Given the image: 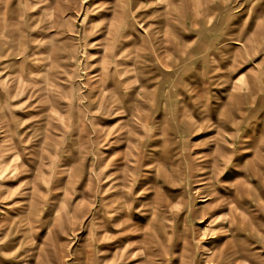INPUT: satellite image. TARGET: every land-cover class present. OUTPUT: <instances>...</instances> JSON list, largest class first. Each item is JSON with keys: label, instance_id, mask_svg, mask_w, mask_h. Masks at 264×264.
<instances>
[{"label": "rangeland", "instance_id": "374dc122", "mask_svg": "<svg viewBox=\"0 0 264 264\" xmlns=\"http://www.w3.org/2000/svg\"><path fill=\"white\" fill-rule=\"evenodd\" d=\"M94 1L97 0H87L84 4ZM49 4V0H0V38L5 40L4 45H0V55H5L9 45L15 43L7 26L11 20L23 21L18 23L17 41L21 42L20 47H33L28 52L36 57L44 54L39 42L45 43L47 37L55 39L53 50L56 51L57 45L66 49L54 51L49 57L53 58L52 70L68 78L65 82L56 79L55 83L60 89L67 85L72 95H82L86 104L93 100L94 89L89 90L93 84L92 72L106 64L113 65L112 60H105L107 51L103 46L117 40L114 36L119 35V31L129 35L123 24L113 33L102 34L110 25L112 15L120 13L112 12L113 8L133 7L134 12L124 14L139 15L140 25L136 24V33L131 29L132 35L124 47L137 39V44L128 49H140V55L145 56L147 49H141L140 45V36H144V40L148 38L147 46H156L159 57L150 64L142 61L139 64V88L134 97L135 106L131 107L140 112L141 118H133L130 110L124 109L130 107L125 98V103L120 105L121 114L126 116L128 131L133 129L125 132L128 138L115 136L111 154L107 151L109 145L104 142L105 130L117 119L105 114L102 106L92 102L91 111L82 108L81 124L76 119V111L64 107L63 101L67 98L62 95L60 102L53 100L52 93L58 95L59 91H49L45 102L37 96L27 97L34 88L30 87L28 69L17 66L20 59L15 58L16 54L12 62L17 67L7 66L0 72V97L3 98L0 264L15 260L19 261L17 264H109L110 239L104 234L108 233L107 209L100 198L106 197L108 191L110 159L125 161L128 176L124 180L119 176L117 184L121 191L129 193L128 200L134 208L132 214L143 216L133 218L132 215L129 219L133 225L123 233L122 237L126 236L120 243L123 255L116 264H237L228 255L237 244L249 249L244 258L237 253L238 263L264 264V174L260 177L264 173V0H128L121 7L108 0H98L97 12H67L64 17L70 22L69 26L66 24L63 33L55 36L43 21L36 27L29 21L43 15ZM119 24L116 20L115 26ZM150 29L156 32L148 36L146 32ZM7 58L0 57V60ZM115 68L120 80H124L126 74ZM18 71H22L23 85L14 88L18 90L13 99L3 97L11 77L20 75ZM36 73L40 85L38 74L42 73L39 70ZM56 77L57 74H52V78ZM71 87L79 89L72 91ZM46 108H54L60 119L49 118L44 113ZM187 124L191 126L185 127ZM21 128L25 131L22 137L27 141L19 142L14 148ZM70 132L74 134L72 137ZM61 134L64 136L56 144L54 138ZM151 137L157 143L153 151H147L145 146ZM216 140L220 148H214ZM244 141L248 143L246 149H242L246 145ZM33 147L35 153H28ZM17 149L21 155L15 157ZM55 150L57 158L51 161L49 155ZM11 151V164H17L14 169L7 159ZM221 152L225 155L220 156ZM246 153L250 155L248 158L244 157ZM137 156L138 161L131 163ZM210 158H214L213 163ZM159 162L168 169L171 164L177 169L172 176L174 181H162L148 172L155 178L149 175L148 182L142 184L139 176L147 170L143 167L149 163L156 168L152 165ZM192 162L205 167L197 170L199 176H211L205 184L199 185L189 176ZM253 164L257 166L256 171ZM68 177L79 178L80 184L70 183ZM243 177L249 179V192L238 188ZM151 185H154L153 191ZM31 189H35L38 197L34 207L26 208L24 203ZM205 193L212 194L202 202L198 196ZM247 200L250 202V237L232 236L221 227L227 225L231 214L238 212ZM208 205L219 212L210 226L199 216L207 212ZM231 207L237 209L232 211ZM160 208L172 212L170 219L161 212L151 216L153 210ZM156 220L162 221L164 227L158 228ZM114 244H117L116 239Z\"/></svg>", "mask_w": 264, "mask_h": 264}, {"label": "bare ground", "instance_id": "6f19581e", "mask_svg": "<svg viewBox=\"0 0 264 264\" xmlns=\"http://www.w3.org/2000/svg\"><path fill=\"white\" fill-rule=\"evenodd\" d=\"M42 1H44V0H42ZM86 1L87 0H49V2H50L49 8L47 9V7H46L45 8V12H43V15H41L38 18H36L35 20L32 19V18H30V20H29L30 21V24H31L32 27H36L38 25V22L43 21L45 23V26L47 28H52L53 33H54L53 36H55V34L58 33V32L59 33H63V31H64V28L63 27L66 24H68V26H69V23H70L64 17L67 12L69 13V12H81V11L82 12H91V11L97 12L98 11L99 4L98 5L96 4L98 0L97 1H94L96 3L90 2V3H88V4L85 5L84 3ZM127 1L128 0H108V2H110L112 4H115V5H118L119 4V7H121ZM39 3H40V1H39ZM93 3H94V5H93L94 7L90 5V4H93ZM41 4H43V3H41ZM139 6H140V4L137 5V7H139ZM220 7H222V4H221ZM89 10H91V11H89ZM134 11H135V8H133V7H130L127 10H123V9H120V8H113L112 9V12H120V13L112 15L110 25L107 26V27H105L104 32L102 34L113 33L114 31L118 30L122 26V24H123V27L127 30V32H129V35H132L131 34V29H132L133 33H136V30H137L136 24H139V19H138V16L139 15L138 14L137 15H133V16L131 15V17H130L128 14H124V12H134ZM84 18L85 17H82V20L83 21H84ZM116 20H119L120 21L119 27L118 26H115V21ZM132 21H133V23H132ZM18 23H23V21H19V20H15L14 21V20H11V21H8V23H7L10 37L15 40V43H14L13 46L9 45V49L7 50V53L5 55H3V56L0 55V57H5V56L6 57L7 56L9 57V58H7L8 62H6L7 60H5V59L4 60H0V72L1 71L3 72L4 70H6L7 69L6 68L7 66L9 68L11 66H13L14 68L17 67V66L18 67L25 66V68L28 69V72L30 73L29 74V79H28V80H31V83H32V85L30 87L34 88L33 90L29 91L28 94H27V92H28L27 88L29 87L30 84L28 85L27 88H25L27 90V92H25L27 94V97L29 98L30 96H37V97H39V99H40L41 102L42 101L45 102V100L48 99L47 97L49 96L48 95V93H50L49 91H51V90L53 91V89H54V91L57 90L60 93L58 95H54V92H53L52 93L53 100L60 102V100L62 98V95L65 98H67V101L66 100L63 101V103H64L63 105H65L64 107L67 108V109L68 108L74 109L76 111L77 115H78V118L76 117V119L81 124H82V121H83V115L80 114V111L82 110V108H84V110L86 109V111H89V110L91 111L92 102H95L99 106H102V111L105 114L111 115L112 117H115L117 119V121H115V122L113 121L114 123L111 121L113 123L112 126H109L108 130H105L104 142L106 143V145L107 144L109 145L107 151H109V153L111 154V151L113 150V140H114L115 136H117L119 139L125 138L128 135V134L126 135V133H130V130L133 129V128H130L129 131H128V128H126L127 127V124L125 123L126 122L125 121V117L126 116L121 114L122 111L120 110V108H121L120 105H121V103H125V98L127 99V105L129 104L130 107L129 108L127 107V108H124V109L130 110L131 116L133 118H136V119L137 118L138 119L141 118L140 112L136 111V108L132 109V107L135 106V103H133L135 101V98L134 97H136L135 95H137L138 88H139V84H137V82L139 80V78H138L139 77L138 76V72H139V67H140L139 64L141 63V61L143 63L144 62H147V63L150 64V63L153 62V59H157L158 60V57H159L158 54L159 53H158V50L155 48L156 46L155 47L152 46V45L151 46L150 45L147 46V41L146 40L148 38L146 40H144V36H140L141 49H143V50H146L147 49V53H146L145 56L140 55V49L139 50L134 49V48L128 49L129 47L135 46L137 44V39H133L130 42V44L128 45V47H124V46H127V44H128L129 35H126L125 33L119 31V33H118L119 35L114 36V37H116L117 40H113L112 42H108L107 45L103 46L104 51H107V55L105 56V60H112L113 61V65L111 66V65L106 64L105 66H101L99 68V70H96V72L95 71H94V73L92 72V74L90 75V77L93 78L92 79V83L93 84L90 85L89 90L90 89L91 90L94 89V90H92L94 92L92 94L93 100H91V101L88 100V102L86 104L85 101H84V97L82 95H79V94L72 95V94L69 93V90L66 87L67 85L66 86H62V89H60V86H58L55 83L56 79H60L61 82H65L66 80H68V78L65 75L63 76L62 73H58L57 70H52L53 58H49V57L51 55H53V53L55 51V50H53V48H54L53 45H54V40L55 39H51V38L47 37L45 43L44 42H39L38 45L41 46L42 51L44 52V54L43 55L41 54L40 57H36V55H33V53H29L28 52V49L30 50L33 47L30 48V47H27L26 45H24L22 47L19 46V44H21V42H18L17 41L18 38H19ZM65 29L68 32H71V31H69V28H66L65 27ZM72 31H73V28H72ZM143 31H144V29L142 30V32ZM155 32H156L155 30H153V29L151 30L150 29L146 33L148 34V36H151V34L154 35ZM58 39H59L58 42L61 44V41H60L61 37L58 38ZM4 41L5 40L3 38H0V45L3 44ZM173 43L174 44L176 43L175 40H173ZM176 44L178 45V43H176ZM143 45L145 47L142 48ZM7 48H8V46L6 47V49ZM59 49L62 51L64 49H66V48L61 47V45H57V48H56L55 53H57ZM15 54H16V57L15 58H19L20 59L19 64L17 66H14V63L12 62V57ZM127 54H129L128 57H127ZM236 54H238V53H236ZM194 55H196V54H194ZM20 56L22 57L23 61L20 58ZM72 57H73V53H72ZM142 57H144V58H142ZM56 59L59 60L58 57H56ZM125 59H127V60H125ZM233 59H235V58L233 57ZM183 61H185V59H183L182 62ZM16 62L18 63V61H16ZM108 62L110 63L111 61H108ZM121 63H123V67L121 66ZM231 63H233V62H231ZM115 66L119 70L123 71V73L126 74V77L124 78V80H120V77L118 75L119 74V71L115 68ZM232 67H233V65H232ZM234 67H235V65H234ZM47 68H49V69H47ZM150 69L152 70L153 67H151ZM227 69H229V68H227ZM232 69H231V71H232ZM15 70H13V71H15ZM37 70H39V72L42 73L41 75L38 74V76H39L38 78L42 81V83L40 85L37 84V80H36V78H37L36 77L37 76L36 75L37 74L36 73ZM161 71H163V70H161ZM34 73H36V74H34ZM18 74H20V75H17V74L14 75V79L10 76L11 79L9 81V85H8L7 89L3 93V97H10L11 99H13V97L17 93L16 91L18 90V88L16 90L14 88L19 87L20 86L19 84L23 85L24 82H23V77H22V71L21 72L18 71ZM52 74L53 75H56L57 74V77L56 78H52ZM132 74H133V78H132L133 80L130 79L131 76H132ZM47 77H49V78H47ZM49 79H50V83L48 82ZM69 84H70V82H69ZM21 88H23V87H21ZM78 89H79L78 87L76 89H74V87H71V90L72 91H78ZM146 93L148 95H150L149 92H146ZM1 97H0V111H1V108L3 106V104H2L3 98H1ZM41 104H43V103H41ZM1 113H2V111H1ZM44 113H46V115H48L49 118L54 119L56 121H58L60 119L59 114L57 113L56 110H54V108H46V112H44ZM110 120L111 119H109V121ZM74 121L76 122L75 119H74ZM134 121H132V122H134ZM116 122H118L117 123L118 125L116 124ZM127 123H129V122H127ZM134 124L136 125V123H134ZM189 125L191 126V124H187V125H185V127H188L189 128L190 127ZM24 132H25L24 131V128L19 129V131L17 132L18 137H19V141H17V142L14 143V148H16L18 146L17 144H19V142L24 143L25 141H27V140H25L27 138L22 137V136H25ZM111 134H114V136L113 135L110 136ZM47 135L50 136V137H52V135H50V134H47ZM69 135H70V137H72L74 134L72 132H70ZM63 136H64V134L63 135L61 134L60 137L54 138V140L56 141L55 143L56 144H59L61 142L60 139ZM243 137H246V136H243ZM126 138H128V137H126ZM151 138H152V140L151 141H148L147 144H146V146H145V147H148V148H146L147 151H150V150L153 151V147H155L156 146V143H157V141L154 140L153 137H151ZM72 139H74V138H72ZM249 140H251V139H249ZM97 141H99V139ZM193 141H196V140L193 139ZM138 142H140V140H138ZM244 142H245L246 145H243L242 146V149L248 148V143L246 141H244ZM218 143L219 142L216 140L215 141V144H214V148H220L219 145H218ZM141 144H143V142ZM12 149H13V146H12ZM25 149L27 150V147L26 148L24 147V150ZM34 150H35V148L33 147V150L32 151H27V152L28 153H31V154H34L35 153ZM221 151H223V148H222ZM12 154L13 153L11 151V155L8 156V158H7L9 164H11L12 157L13 156H15V157L20 156L21 155V152L18 150V151H16L13 154V156H12ZM57 154L58 153H57L56 150H55L54 153H51V155H49L50 160L53 161L52 158H54V159L57 158ZM221 154L222 155H220V153H219L220 156H224L225 155L223 152H221ZM254 155H255V157L257 156L256 153H254ZM248 156H250L249 153H246L244 155V157H247V158H248ZM138 157L139 156H137V158L133 157L132 160H130V162L135 164L138 161ZM197 157H199V155H196L195 156V158H197ZM58 158H60V157H58ZM259 158H258V160H259ZM213 160H214V158L211 159V162L212 163H213ZM252 160H253V158H252ZM33 161L35 162L36 159L33 160ZM258 163H259V161H258ZM148 164L149 163H147L146 166L143 167V169H147V170L146 171L143 170L142 176H139V179H140V181H141L142 184H145L146 182H148V180L150 178L149 175H153V174L155 176L160 177L162 181H174L172 179V176L175 175L174 172H177V169L174 168V166L172 164L169 167V169L167 167H165V164L163 162H159L157 164L154 163L155 165H152V166H155V167L157 166L156 168L151 167ZM11 165H13L12 166L13 169L17 167V164H11ZM203 167L204 166L201 167V165L199 166V163L192 162L191 165H190V169H189L190 170L189 176H192L193 181L194 182H197V184H199V185L205 184L207 182L208 178L211 177L209 175H208V177H207V175H204V176H199L198 175L197 170H201ZM256 167L257 166H255L254 164L252 165V168L255 171H256ZM127 168L128 167L125 164V161L123 163L122 161H113L112 159L109 160L108 191L106 193V197L100 198V201H103V206L107 209V223H106V228L108 229V233L107 232H104V234L106 235L107 239H110V241L108 243V247H107L110 250L109 251V254H108V257H107V261L109 262V264H116L118 262L117 260L123 255L122 250H121L120 243H121V241L125 240L126 236H125V238L122 237V236H124L123 233L128 232L129 231L128 228L131 225H133L132 222H129V219L133 215L132 212H134V208L131 206V202L129 203V200H128V197L130 198V195H129V193L127 191H124V192L121 191V186L119 184H117L118 183V180H120L119 179V176L121 177L122 180L126 179V177L128 176ZM154 169L155 170L157 169L158 172H154ZM36 171H37V167H36ZM148 172H151L153 174H148ZM263 174L264 173H262L260 177H262ZM154 175H153V177L155 178ZM189 176H188V178H189ZM248 180L249 179H247V177H243L242 179H240L239 182H238L239 183L238 184V188H243V189L246 188L245 190L247 192H249L250 191V182ZM68 181L70 183H72V184H76V185L77 184H80V182H79L80 180L77 177L71 178V179H69V177H68ZM53 187L54 186H52L51 188H53ZM235 189H237L236 186H235ZM150 190L151 191L154 190V185L153 186L151 185ZM151 193L153 194V192H151ZM156 193L157 192H156V188H155V194ZM209 194H212V193L200 194L198 197H199L200 201L204 202V201H206L209 198L207 196ZM37 197H38V193H36L35 189H31V193H30V195L28 197V200L25 201V203H24L25 207L26 208H32V207H34L35 206V202L37 200ZM244 204L245 205L243 207L241 206V208L238 209V212L237 211H234L231 214L230 220H229V222H227V225L221 227V228H224L225 231H229L232 236L233 235L234 236L235 235L242 236L243 234H245V235H247V236L250 237V209H249L250 208V202L247 200V201H245ZM232 205H234L233 202H232ZM262 205L264 206V204H262ZM210 207L211 206L208 205V206H206V209L211 210V211H208V210H207V212L206 211L205 212H202L201 211L202 214L199 215V216H201V218H203V221L206 222L205 223L206 226H210L211 224H213L214 221H215V219H216V217H217V215H218V213H219L217 211V209L216 210H212V209H210ZM231 208H232V211L237 209L236 207H231ZM42 210H43V207L41 208V211ZM263 210H264V207H263ZM156 212H158V214L160 212L162 214L163 213H166V218L167 219H170L169 218V215L172 214V212L170 213L166 208H164L163 210L160 208V210H153V214L151 216L155 215ZM197 212H199V211H197ZM139 217H143V216L142 215H139ZM139 217H138V215H136V216L133 215V218H139ZM176 218H177V216L174 218V220ZM160 220H162V219H160ZM160 220H156V224H157L158 228L159 227L160 228H163L164 227V224H162V221H160ZM243 222H245V223L242 224ZM151 223H153V222H151ZM208 224H210V225H208ZM241 229L243 230V232H242ZM132 230L134 231V230H136V228H134ZM127 238L129 239L130 237L127 236ZM114 239H116L117 244H114ZM104 244H106V243H104ZM115 247H118V250L115 249ZM246 251H249V249L247 247H245L244 244H237V245H235L234 248H232L229 251V254L228 255H229V258L231 259V261H235L234 263L242 264L241 262H239V263L237 262V261H240L238 259L239 256L237 258L235 256L237 255L238 252H240V255H242L243 258H244L245 255L249 254V253H246ZM18 262H19L18 260H15V261L11 262L10 264H17Z\"/></svg>", "mask_w": 264, "mask_h": 264}]
</instances>
